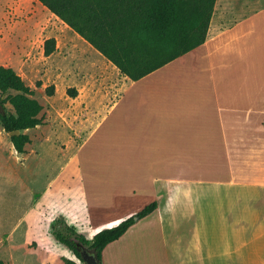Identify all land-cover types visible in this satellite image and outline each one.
<instances>
[{
	"label": "crops",
	"instance_id": "1",
	"mask_svg": "<svg viewBox=\"0 0 264 264\" xmlns=\"http://www.w3.org/2000/svg\"><path fill=\"white\" fill-rule=\"evenodd\" d=\"M76 35L110 82L87 139L120 147L118 162L80 163L78 144L84 226L156 203L102 263L264 264V0H215L205 41L136 81Z\"/></svg>",
	"mask_w": 264,
	"mask_h": 264
},
{
	"label": "rangeland",
	"instance_id": "2",
	"mask_svg": "<svg viewBox=\"0 0 264 264\" xmlns=\"http://www.w3.org/2000/svg\"><path fill=\"white\" fill-rule=\"evenodd\" d=\"M50 38L55 49L45 56L44 44ZM89 50L36 0H0V66L12 68L42 106L41 125L23 131L30 139L23 154L15 151L0 124V259L7 264H83L55 239L53 225L59 228L58 222L64 221L90 240L121 221L115 216L91 230L84 226L78 178L87 171L72 165L78 144L87 139L90 124L106 103L103 95L110 85L82 61ZM79 83L82 90L69 97L67 90ZM48 86L54 87L51 96L45 92ZM14 93H0V100ZM2 106L13 111L6 101ZM119 150L118 134L101 130L87 139L78 161L118 162ZM112 171L116 176L120 172Z\"/></svg>",
	"mask_w": 264,
	"mask_h": 264
},
{
	"label": "trees",
	"instance_id": "3",
	"mask_svg": "<svg viewBox=\"0 0 264 264\" xmlns=\"http://www.w3.org/2000/svg\"><path fill=\"white\" fill-rule=\"evenodd\" d=\"M50 13L64 22L72 31L89 43L121 74L136 81L161 68L174 59L201 45L207 34L215 0H36ZM55 49V40L47 39L44 54L49 56ZM9 94L11 111L0 114L2 128L10 133V141L19 154L25 152L30 142L23 131L41 125L38 117L42 110L33 98V90L10 67L0 66V93ZM54 87L45 89L46 95H53ZM67 95L76 97L75 88H69ZM264 124V120H263ZM156 208V203L146 205L133 216L118 224L96 232L92 239H86L73 226L59 221V228L53 225L57 241L67 246L83 263L76 249L82 244L95 255L97 264H103L101 254L111 242L119 239L136 220H140ZM0 264H7L0 259Z\"/></svg>",
	"mask_w": 264,
	"mask_h": 264
},
{
	"label": "water",
	"instance_id": "4",
	"mask_svg": "<svg viewBox=\"0 0 264 264\" xmlns=\"http://www.w3.org/2000/svg\"><path fill=\"white\" fill-rule=\"evenodd\" d=\"M0 114H5V110L3 106L0 104ZM19 131H12L9 134V136L12 135H18ZM76 249L80 255V259L82 260L83 264H97V260L95 258V255L91 253V251L85 247L82 244H76Z\"/></svg>",
	"mask_w": 264,
	"mask_h": 264
}]
</instances>
